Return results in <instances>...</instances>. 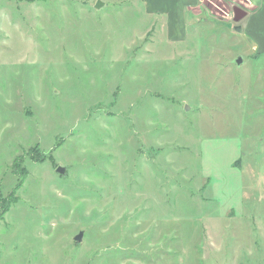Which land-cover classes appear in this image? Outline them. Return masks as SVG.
<instances>
[{"label": "rangeland", "instance_id": "obj_1", "mask_svg": "<svg viewBox=\"0 0 264 264\" xmlns=\"http://www.w3.org/2000/svg\"><path fill=\"white\" fill-rule=\"evenodd\" d=\"M97 1L0 0V264H264L247 0H200L174 44Z\"/></svg>", "mask_w": 264, "mask_h": 264}, {"label": "crops", "instance_id": "obj_2", "mask_svg": "<svg viewBox=\"0 0 264 264\" xmlns=\"http://www.w3.org/2000/svg\"><path fill=\"white\" fill-rule=\"evenodd\" d=\"M199 6L200 0H143L147 16L163 19V36L170 44L183 42L187 25L197 20ZM246 9L240 34L247 40V57L256 59L264 56V0H247Z\"/></svg>", "mask_w": 264, "mask_h": 264}, {"label": "water", "instance_id": "obj_3", "mask_svg": "<svg viewBox=\"0 0 264 264\" xmlns=\"http://www.w3.org/2000/svg\"><path fill=\"white\" fill-rule=\"evenodd\" d=\"M102 2H100L99 0L96 2L95 7L98 8L99 6H101ZM245 16V12L242 11L241 9L235 10L234 11V21H238L239 19L243 18ZM240 27H237V30H239ZM237 63H241V59H237ZM63 167H56V171L59 173L63 172ZM82 231H79L75 236H74V240L75 241H80L82 238Z\"/></svg>", "mask_w": 264, "mask_h": 264}, {"label": "trees", "instance_id": "obj_4", "mask_svg": "<svg viewBox=\"0 0 264 264\" xmlns=\"http://www.w3.org/2000/svg\"><path fill=\"white\" fill-rule=\"evenodd\" d=\"M18 187H15V190L17 189ZM15 200V196L12 195H9V197L7 198V200H4V203L2 204V208L5 209L7 208L12 202H14Z\"/></svg>", "mask_w": 264, "mask_h": 264}]
</instances>
